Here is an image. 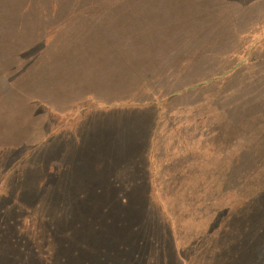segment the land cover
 <instances>
[{
	"label": "rangeland",
	"instance_id": "374dc122",
	"mask_svg": "<svg viewBox=\"0 0 264 264\" xmlns=\"http://www.w3.org/2000/svg\"><path fill=\"white\" fill-rule=\"evenodd\" d=\"M28 217L0 264H264V0H0V219Z\"/></svg>",
	"mask_w": 264,
	"mask_h": 264
},
{
	"label": "trees",
	"instance_id": "16d2710c",
	"mask_svg": "<svg viewBox=\"0 0 264 264\" xmlns=\"http://www.w3.org/2000/svg\"><path fill=\"white\" fill-rule=\"evenodd\" d=\"M9 216H11V215H9ZM43 216V215H42ZM51 217V219H52V217L54 218V216H50ZM5 219H0V227H1V230H0V232H10V230H7V227H13V230L12 231H14L15 229L14 228H16L17 226H18V229L20 228V227H23V228H25V227H28V225L30 224V223H34V221H33V219L32 218H30V217H28L26 220H24V221H22L21 223H19L18 221H16V222H14V223H11V224H9V225H7L6 224V221L5 222H3ZM55 222H57V219L56 218H54L53 219ZM83 225V224H82ZM11 239H13V238H11ZM230 261L231 260H229V262L228 263H230ZM262 263H264V259L261 261ZM184 263V262H183ZM227 262L225 263L224 261H222V262H220L219 264H228ZM253 263L254 264H257V261L256 260H254L253 261Z\"/></svg>",
	"mask_w": 264,
	"mask_h": 264
}]
</instances>
